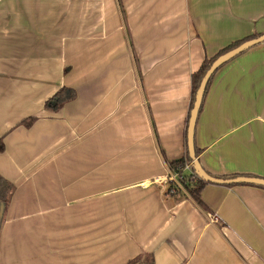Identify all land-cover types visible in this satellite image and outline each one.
<instances>
[{"label":"crops","instance_id":"obj_1","mask_svg":"<svg viewBox=\"0 0 264 264\" xmlns=\"http://www.w3.org/2000/svg\"><path fill=\"white\" fill-rule=\"evenodd\" d=\"M254 34L264 0H0V264H264V189L208 184L202 209L165 184L193 73ZM194 140L210 175L264 179V43L218 70Z\"/></svg>","mask_w":264,"mask_h":264},{"label":"trees","instance_id":"obj_2","mask_svg":"<svg viewBox=\"0 0 264 264\" xmlns=\"http://www.w3.org/2000/svg\"><path fill=\"white\" fill-rule=\"evenodd\" d=\"M259 37L260 35L254 34L242 40H238L236 42H233L226 48L222 49L221 51H219L215 56L211 58H205L199 70L193 73L192 75V97H191L190 113H191V110L193 109L196 94L200 87V84L203 78L205 77L206 73L211 68L212 64L218 58L234 50L235 48L239 47L243 43L251 41V40H255ZM225 64H223L220 68H222ZM218 70L214 73V75L210 78V80L208 81L206 85L203 98H202V102H201V106H200V110H199V114H198V119H199L200 114L202 113L204 101L209 91V88L211 86V83L216 73L218 72ZM75 99H76L75 90L64 87L60 91H58L50 100L47 101L46 108L51 109L53 111H58L62 109L65 104L71 101H74ZM189 118H190V114H189ZM34 121H35L34 118H30V119L23 121L22 124L27 127H30L34 123ZM194 146H195V154H196V157L198 158L202 151L196 147L195 140H194ZM3 151H4V144L2 140L0 139V152H3ZM187 166H190V171L185 170ZM168 169L170 171H178L180 173L182 177V181L180 182V184L185 192L173 184L171 185V187L169 188L166 194L168 195L171 194V189H173L174 193L171 195V197L186 198L188 195L198 205V207L205 209V205H204V202L202 201L201 195H202V191L204 187L210 183L204 181L198 175L197 171L194 168L193 161L189 156L187 147H186L185 157L179 160L168 162ZM213 177L219 178V179H234L237 177H255V176L227 175V176H221V177H216V176H213ZM228 186L231 187V186H236V185H228ZM250 186L259 187L261 189H264V187H260L256 185H250ZM14 190H15V186L10 181L6 180L4 177L0 175V235H1L2 223L4 220L5 212L11 202V198L14 193ZM137 263L138 264H156L154 256H145V258H143L142 256H139L129 261L127 264H137Z\"/></svg>","mask_w":264,"mask_h":264},{"label":"water","instance_id":"obj_3","mask_svg":"<svg viewBox=\"0 0 264 264\" xmlns=\"http://www.w3.org/2000/svg\"><path fill=\"white\" fill-rule=\"evenodd\" d=\"M262 43H264V35L260 36L259 38L255 40L245 42L239 47L235 48L234 50L218 58L212 64L209 71L206 73L197 91L195 103H194L193 109L191 110L189 123H188L187 146H188L189 156L193 161L194 168L197 171L198 175L200 176L201 179H203L204 181L210 184L226 185V186L228 185H256V186L264 187V179H261L258 177H237L234 179H219V178L213 177L208 172H206V170L202 167L200 161L196 157L195 146H194V135H195L196 123L198 119V114H199L203 94H204L208 81L223 64L231 61L232 59L236 58L243 52H246L250 48L255 47Z\"/></svg>","mask_w":264,"mask_h":264},{"label":"built area","instance_id":"obj_4","mask_svg":"<svg viewBox=\"0 0 264 264\" xmlns=\"http://www.w3.org/2000/svg\"><path fill=\"white\" fill-rule=\"evenodd\" d=\"M185 170L190 171V166H187L185 168ZM181 181H182V177L178 171H169V174L167 176V181H166L167 182L166 183V187H167L166 193L169 190V188L171 187V185H173V184L176 185L182 191H184L181 184H180ZM173 193H174V190L171 189V194H169V195L167 194V195L171 196ZM208 218L212 224L219 223V218L215 214H209Z\"/></svg>","mask_w":264,"mask_h":264},{"label":"rangeland","instance_id":"obj_5","mask_svg":"<svg viewBox=\"0 0 264 264\" xmlns=\"http://www.w3.org/2000/svg\"><path fill=\"white\" fill-rule=\"evenodd\" d=\"M169 171H170V170L168 169V174H169ZM165 181H167V178H166V180H165ZM161 183H162V182H161ZM166 183H167V182H166ZM166 183H165V184H166ZM166 189H167V188H166ZM186 198H190V197L187 195V197H186ZM180 199H183V198H180ZM206 216H207V215H206ZM208 219H209V218H208ZM209 221H210V220H209ZM216 224H218V223H216Z\"/></svg>","mask_w":264,"mask_h":264}]
</instances>
